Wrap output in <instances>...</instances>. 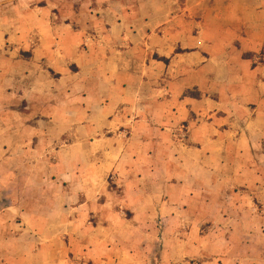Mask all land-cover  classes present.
<instances>
[{
  "label": "rangeland",
  "instance_id": "rangeland-1",
  "mask_svg": "<svg viewBox=\"0 0 264 264\" xmlns=\"http://www.w3.org/2000/svg\"><path fill=\"white\" fill-rule=\"evenodd\" d=\"M195 1L0 0V264H264V51Z\"/></svg>",
  "mask_w": 264,
  "mask_h": 264
},
{
  "label": "crops",
  "instance_id": "crops-1",
  "mask_svg": "<svg viewBox=\"0 0 264 264\" xmlns=\"http://www.w3.org/2000/svg\"><path fill=\"white\" fill-rule=\"evenodd\" d=\"M195 6H201V7H207L208 8V16L210 20L216 23H223L224 27L227 28L228 32L225 34V39L230 40L233 39L234 42L237 39L242 40L241 44V51H258L262 50L264 51V0H196ZM207 37V32H201V36ZM199 37V39L201 38ZM220 34L215 35L216 38ZM201 44V42H198ZM230 46H233V43H231ZM255 71H262L263 77H262V86L264 87V63L261 65H258L254 68ZM264 99L259 104L258 107V120L260 122V134L264 136ZM262 123V124H261ZM121 145V144H120ZM136 149L138 151H144V145L140 142L136 143ZM142 152H139L141 155ZM134 159V158H133ZM135 160V159H134ZM126 160L120 159L112 161L111 163H107L106 168L112 169V171L115 170V172L120 176V180H122L123 177H130L131 172H127V170L123 169L124 166L126 167V164L129 162H125ZM137 163H141L140 161H136ZM162 161L161 163H158L161 168L165 167V171L162 170L160 173H158V176L161 174V177L166 175L168 176V169H166L167 166L163 165ZM134 163L133 161H130V164ZM134 165V164H133ZM142 165V164H141ZM200 164H198L199 166ZM131 166V165H130ZM177 178L176 180H172L171 185L168 183H164L165 179H162L155 184V188L150 189V199L154 197V194L157 196L163 197L164 200L166 198L173 199L174 194L173 192H176V197H180L179 195L184 197V193L186 192V185L182 183L183 179L181 175L178 174V171L176 173ZM180 177V178H179ZM126 178V179H128ZM210 178L214 179L213 176H210ZM96 179H99L98 177ZM95 183H99V180H96ZM96 184V185H97ZM160 186V188H158ZM124 198H142L144 196L143 190L139 189L141 188L140 181H132V180H126L124 184ZM147 192V190L145 191ZM82 193V192H81ZM81 193L77 196L79 199H81L80 207L78 208L79 211H85L90 205V198L92 196L87 195L85 196V193ZM199 195V194H198ZM194 195L193 202L194 204L192 207L196 208L197 211L195 213H202L204 210L203 205H200L199 200H197L196 196ZM192 196V195H191ZM181 198V197H180ZM168 200V199H167ZM211 206V203L209 204V207ZM192 208V210H194ZM133 213L135 212L132 210ZM202 221V220H201ZM204 222V221H203ZM49 238V243H50ZM53 241V240H51Z\"/></svg>",
  "mask_w": 264,
  "mask_h": 264
}]
</instances>
